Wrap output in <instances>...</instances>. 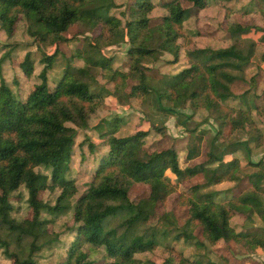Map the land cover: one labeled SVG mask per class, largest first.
<instances>
[{"label": "trees", "instance_id": "trees-1", "mask_svg": "<svg viewBox=\"0 0 264 264\" xmlns=\"http://www.w3.org/2000/svg\"><path fill=\"white\" fill-rule=\"evenodd\" d=\"M257 1L264 6V0ZM208 4L209 0L160 3L136 0L127 5L119 18L112 14L120 8L115 0H0V30L10 38L15 35L19 22L26 19L29 36L46 48L53 47L69 41L65 36L70 29L87 21L93 54L85 55L80 51L73 56L84 66L70 63L63 78L52 86L49 73L58 60L59 50L53 55L42 52V82L24 100L15 96L2 70L16 50L28 47L11 45L0 58V232L7 235L6 238L0 236V243L14 264H35V253L46 244L60 241L59 235L52 231L53 221L43 219L42 215L44 212L64 213L78 194L77 182L65 177L77 135L80 130L89 128L93 115L105 109L110 97L116 98L121 107L141 109L150 123L149 130L139 129L128 137L117 136V130L101 135L106 152L100 156L92 182L77 202L75 227L71 229L74 240L60 264H155L138 259L137 255L157 250L160 238L171 235L167 228L170 224L175 226V240L184 241L197 250H208V245L216 247L221 242L247 241L255 253L264 251V238L259 234H238L231 225L250 195L217 201L218 193H204L225 182H239V160L223 170L221 165L213 168L215 163L222 164V159L208 153L204 162L183 168L179 153L173 148L145 150L150 132L165 136L167 121L173 116L179 117V111L187 107L209 112L218 126L215 141L225 143L238 130H252L258 134L256 140L263 138V130L254 114L264 117V92L255 94L250 101L245 97V108L232 106L230 99L234 98L231 86L242 80L249 63L254 59L264 62V28L232 22L228 29L233 42L230 47L192 49L185 25L193 12L205 9ZM231 4H235V0L224 2L228 18L234 13ZM241 13L253 12L244 9ZM252 33L260 35L257 42L249 40ZM123 44L128 45L126 69L116 67L113 57L96 58L108 48ZM246 44L250 45L248 51ZM183 49L188 66L180 73L165 75L154 66L166 53L173 57L168 61L170 64H179ZM21 68L28 77L33 76V52L28 51ZM96 73L105 78L104 85L95 81ZM258 78L259 75L252 81L259 84ZM131 81L134 84L131 85ZM153 94L157 96L156 108ZM164 104L171 107L164 108ZM148 108H153L155 114L147 113ZM156 114L160 116L161 125L151 122ZM124 119L116 117L110 124L116 129ZM187 132L196 141L188 147L186 161L191 163L202 156L204 139L209 133L199 129ZM89 148L94 151L98 146L89 142ZM257 166L264 167V163ZM42 167L50 169L51 176L40 173L38 169ZM199 174H205L206 182L193 185L176 200V205L187 210L184 225H177L173 215L166 213L159 219L158 226L152 227L158 208L166 207L169 198ZM255 177L260 178L261 174ZM136 185L150 187L148 195L138 201L130 196ZM22 187L28 192L33 216L18 221L12 216L15 209L12 199ZM57 189L60 195L54 206L41 199V193ZM120 212H126V217L112 227V219ZM28 240H31L30 245L24 246V241ZM12 244L20 251L12 252ZM169 252L180 264H230L226 256H220L221 262H217L209 258V253L195 259L178 254L175 248H169Z\"/></svg>", "mask_w": 264, "mask_h": 264}, {"label": "rangeland", "instance_id": "rangeland-1", "mask_svg": "<svg viewBox=\"0 0 264 264\" xmlns=\"http://www.w3.org/2000/svg\"><path fill=\"white\" fill-rule=\"evenodd\" d=\"M136 0H115L116 4L120 6L119 9L113 10V15L121 18V13L125 11L127 5ZM156 3L160 2H169L171 0H153ZM224 2H229V0H209L208 6L203 10H196L193 12L192 17L187 21L185 25V30L187 35L192 41L191 48L204 49H224L230 47L233 42L228 33L229 24L232 22H241L245 25L256 24L260 27L264 28V9L260 8V6L264 7L262 4L258 3L257 0H235V4H231L230 6L234 9V13L228 18L227 12L224 7ZM184 6H190L188 3H184ZM248 9L253 13L244 15L242 14V10ZM258 11L256 12V10ZM260 9V10H259ZM254 10V11H253ZM124 19V18H123ZM88 22L83 21L72 27L65 36L69 39L67 42H62L57 46L53 47H44L38 42L35 41L34 38L29 36L27 32V22L26 19H22L17 27L15 35L10 38L4 31L0 30V58L10 50L11 45L20 44L22 46H27L28 49H18L12 55L11 60H7L3 65V77L5 78L8 86L11 87L15 96L24 100L30 91L36 86L41 84L42 80L40 79V74L43 70V67L40 64V58L42 56V52H45L48 55H53L59 50V57L57 62L55 63L54 68L49 73V84L54 86L55 83H58L68 71V66L70 63H74L79 67H83L84 63L81 62L78 58H72L73 56H77L80 51L85 53V55H93L90 52V43L92 42V36L87 32ZM249 40L257 42L260 39V35L256 33H252L249 35ZM181 44L184 43L182 40ZM250 48L249 44H246V50L248 51ZM128 45H120L108 48L104 51V53L99 54L96 58L104 57H113L115 58L116 67L122 66L126 69V53H127ZM28 51L33 52L35 58V72L32 77H28L25 72L21 68V64L24 61L26 54ZM186 50L183 49V57L182 61L179 64H170L168 61H163L161 71L165 74H178L183 71L188 63L186 61ZM173 57L171 56V60ZM157 68V65H154ZM259 75L258 82L256 84L252 81L255 76ZM243 76V75H242ZM95 81L100 85H104L105 78L99 76L97 73L95 74ZM242 80L236 81L231 86V95L234 98L230 99V104L236 108H245L243 101L245 97L247 100H252L255 94H262L264 92V62L259 59L252 60L251 63L245 68L244 76L241 77ZM132 83V81L130 82ZM232 87L234 91H232ZM116 98L111 97V102H116ZM114 101V102H113ZM152 101L154 107L157 105V96L153 94ZM164 108L171 107L168 104L163 105ZM108 108V109H106ZM156 108V107H155ZM118 107L107 105L105 109H101L97 111L91 121L89 122V128L87 130H80L76 139V146L74 148V155L72 161L69 164V168L65 173L66 179H72L77 182L79 192L73 197L70 201L69 208L67 211L60 215L49 214L48 212H44L42 215L43 219L52 220L53 224L51 226L52 231L59 235L60 241L55 244H46L43 249L34 254L35 264H60L62 263L67 255V250L70 247L71 243L74 240V234L71 232V229L75 227L74 222V212L77 205V202L80 196L87 191L90 183L92 182V177L95 173L99 165L100 156L106 152V148L102 147L103 139L101 135L109 132L110 130H117V136L119 137H128L135 134L139 129L149 130V121L145 119L143 111L135 106L132 107L131 110L133 112H138L139 115H131L125 116V119L121 122L120 126L116 129L110 124L111 121L115 120L116 117L126 115V111L122 112L117 111ZM147 113L155 114V110L153 108L146 109ZM153 116V115H152ZM163 116V115H161ZM165 117V116H164ZM174 119L171 121L169 119L166 123L167 134L162 136L155 131H151L150 135L146 138L145 150L148 152H153L155 150H165L169 148H173L178 151L180 156V163L183 168L186 166L193 167L198 165L199 162L205 161L208 159V155H205L211 152L212 141L214 140V133L216 135L217 124L210 118L209 112L207 111H194L191 107H187L184 110L179 111V118L173 116ZM123 118V117H122ZM190 118V119H188ZM255 120L258 121L259 126L262 130H264V117H260L256 113L254 114ZM186 120V126H183L181 122ZM151 122H155L157 124L162 123L160 121V116L157 114L152 117ZM169 126V127H168ZM206 130L209 133V136L204 139L203 147L205 148V154L202 151V156L197 158L195 161L191 163H187L186 156L188 152V147L190 145H194L196 141L191 138L190 134L187 132L188 130ZM247 132V133H246ZM245 133L248 134V138L251 139L250 146L251 149H258L260 147L254 146L253 140H255L258 134L252 130H245ZM264 138V137H263ZM84 145H82V143ZM89 142L93 143L95 146H98L94 151H91L89 148ZM214 142V141H213ZM207 156V157H206ZM206 157V159H205ZM234 158H232V161ZM231 160V158L226 159ZM232 162H222V164H214V167L222 166V170L227 168ZM38 171L43 174H47L51 176V170L46 169L44 167L39 168ZM243 174V173H242ZM262 179H264V167L260 172ZM205 175V174H204ZM204 175L199 174L194 180L191 182L185 183L179 189V193L174 194L169 198L168 204L166 207L160 206L158 208L157 217L151 222V226H158L159 219L163 217L166 213H171L176 221H178L179 226L184 225L187 210L186 208L180 207L176 205V200L180 193L186 192L190 187L197 183H205L206 178ZM150 192V187L147 185H136L131 191V198L134 201H138L141 198L148 195ZM205 194L212 193L211 191H205ZM60 195V190L57 189L55 191H45L41 193V199L54 206L56 204L57 198ZM229 198H233L232 193H225L223 195L217 196V201L227 200V196ZM12 203L14 205V211L12 216L18 220L23 221L26 219L32 218V210L28 204V192L26 188L22 187L21 190L13 195ZM126 212H120L117 217L112 219L111 226H117L124 217H126ZM173 219V221H174ZM160 229H165L163 226H159ZM172 233L170 236H162L160 238V246L157 250L152 253H145L137 255L138 259L143 261L151 260L155 264H180L179 259L175 256H172L169 252V248H175L177 253H182L185 257L188 258H197L200 254L209 253V258L221 262L220 256H226L229 258L230 264H255L256 262L251 260L249 257L246 259H237L234 255L231 247L227 245H221L220 247H211L208 245V250H197L196 247L189 246L184 241L175 240L174 236L176 235L175 226L173 224L168 225L167 227ZM0 236L6 238V234L4 232H0ZM201 237V236H200ZM31 240L24 241V246H29ZM12 252H19V248L12 244L10 247ZM250 253V247L248 245L242 246L236 250V254L238 256H243L245 253ZM28 254V252H27ZM0 264H14L12 260H10L6 254L5 249L2 247L0 243Z\"/></svg>", "mask_w": 264, "mask_h": 264}, {"label": "crops", "instance_id": "crops-1", "mask_svg": "<svg viewBox=\"0 0 264 264\" xmlns=\"http://www.w3.org/2000/svg\"><path fill=\"white\" fill-rule=\"evenodd\" d=\"M170 60H171V55L167 53L164 54L161 61L156 64L157 68L162 67L163 61H170ZM232 91H234L233 87H232ZM111 101H112L111 97L108 98L107 105L118 107L119 109L116 110L117 111L120 110L121 113L126 111V115L119 116L120 118L125 116L131 117V115H139L138 112L136 111L133 112L130 106L121 107L118 104L117 100L116 102L113 101L114 103H112ZM170 119L172 121L174 117H171ZM175 119L179 120L180 117ZM185 121L186 120H183L181 122L183 126L187 125ZM213 133L215 136V131H213ZM246 133L245 130H238L225 143L223 141L211 140L212 145L210 149L215 156L221 158L222 162L223 161L234 162L236 160H239L241 162V169L239 172V177H240L239 182H225L223 184L210 188L209 191H211L212 193H218L219 195H223L225 193H232L233 198H244L246 195H250L249 200L240 206L238 213L231 220V225L236 229L238 234L257 233L262 238H264V179H262V177L260 178L255 177L263 169V167L257 166V164L261 162L264 163V138L261 139L263 142H260L261 140H256V139L253 140L255 144L254 146H258L260 148L251 149L250 146L251 139L248 138L249 133L248 134ZM262 135L264 137V130L262 131ZM202 151L205 154L204 147ZM205 155H208V152ZM228 158L229 159L231 158V160H226ZM232 158H234L233 159L234 161H232ZM229 197L230 195L227 196V200L233 199L232 197L231 198ZM221 245L222 246L227 245L231 247V249L234 252V255L238 260L246 259L247 257H249L251 260L256 262L255 264H264V251L255 253L247 241H242L240 243L231 242L229 244H225L224 242H221L216 247H220ZM245 245H248L250 247V253L246 252L245 255L238 256V254H236V250Z\"/></svg>", "mask_w": 264, "mask_h": 264}]
</instances>
